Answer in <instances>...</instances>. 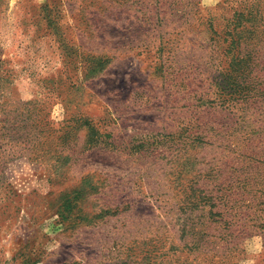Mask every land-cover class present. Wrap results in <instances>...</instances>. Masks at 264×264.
Wrapping results in <instances>:
<instances>
[{
  "label": "rangeland",
  "instance_id": "1",
  "mask_svg": "<svg viewBox=\"0 0 264 264\" xmlns=\"http://www.w3.org/2000/svg\"><path fill=\"white\" fill-rule=\"evenodd\" d=\"M36 99L0 264H264V0H0V119Z\"/></svg>",
  "mask_w": 264,
  "mask_h": 264
},
{
  "label": "trees",
  "instance_id": "2",
  "mask_svg": "<svg viewBox=\"0 0 264 264\" xmlns=\"http://www.w3.org/2000/svg\"><path fill=\"white\" fill-rule=\"evenodd\" d=\"M39 100H27L24 102H20V108L18 112L14 113L12 117L9 115H5L0 120L4 121V123H9L11 118L14 120L12 124V128L8 126V129H12L16 138L19 142V147L24 149L25 151H32V153L37 154L38 148H43L42 151L50 152L52 145V123L47 119H44L45 112L43 111L48 107L49 101L46 99L45 102L39 104ZM39 104V105H38ZM65 130L66 125H63ZM2 136H4L2 134ZM67 136L69 134L67 133ZM44 138V141H42ZM10 149L13 150L12 154L16 150L13 149L12 144H9ZM42 153V152H41ZM42 155H46V153H42Z\"/></svg>",
  "mask_w": 264,
  "mask_h": 264
}]
</instances>
